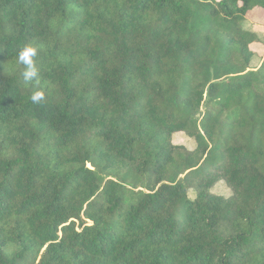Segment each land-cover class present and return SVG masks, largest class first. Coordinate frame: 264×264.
<instances>
[{
    "label": "trees",
    "instance_id": "16d2710c",
    "mask_svg": "<svg viewBox=\"0 0 264 264\" xmlns=\"http://www.w3.org/2000/svg\"><path fill=\"white\" fill-rule=\"evenodd\" d=\"M253 12L0 0V264H264Z\"/></svg>",
    "mask_w": 264,
    "mask_h": 264
},
{
    "label": "rangeland",
    "instance_id": "374dc122",
    "mask_svg": "<svg viewBox=\"0 0 264 264\" xmlns=\"http://www.w3.org/2000/svg\"><path fill=\"white\" fill-rule=\"evenodd\" d=\"M248 20L244 23V27L246 30L251 31V32H257L256 34L259 36V38L261 40L264 41V30L262 28V30H260V28H258L259 26L255 24V22L257 21V16L258 14L256 12L250 13L248 15ZM261 51V50H260ZM261 59L256 58L252 61L251 63V69H257L260 64H261ZM173 142L176 144H183L185 146H187L188 148H193L194 147V142L192 140H190L188 137H186L185 134H176L173 137ZM214 193L216 194H220L222 196L225 197H230L231 196V190L226 186V184L224 182H220L214 189H213ZM189 197L191 199H194L196 197L195 194H193L192 192H190Z\"/></svg>",
    "mask_w": 264,
    "mask_h": 264
},
{
    "label": "crops",
    "instance_id": "0c3cea01",
    "mask_svg": "<svg viewBox=\"0 0 264 264\" xmlns=\"http://www.w3.org/2000/svg\"><path fill=\"white\" fill-rule=\"evenodd\" d=\"M255 24L256 25H258L259 27L258 28H260V30H262V28H263V30H264V14L261 16V18H259V19H257V21L255 22ZM253 33H255V32H253ZM257 33V32H256ZM255 33V34H256ZM257 35V34H256ZM258 36V35H257ZM258 38H259V36H258ZM260 39V38H259ZM260 41H261V44H255L254 46H253V48H252V50L254 51V52H256V53H258V55H259V59H261V61L263 62V60H264V41L263 40H261L260 39ZM261 50V51H260ZM262 62H261V64H262ZM261 64H260V66H261ZM260 66L258 67V68H260ZM257 68V69H258Z\"/></svg>",
    "mask_w": 264,
    "mask_h": 264
}]
</instances>
